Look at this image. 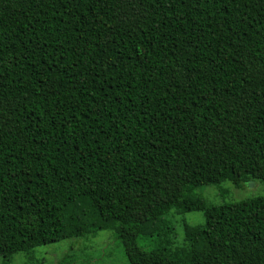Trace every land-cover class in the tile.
I'll return each mask as SVG.
<instances>
[{
	"label": "trees",
	"instance_id": "16d2710c",
	"mask_svg": "<svg viewBox=\"0 0 264 264\" xmlns=\"http://www.w3.org/2000/svg\"><path fill=\"white\" fill-rule=\"evenodd\" d=\"M255 179L264 0H0L3 264L106 229L130 264H264V194L222 248L176 218Z\"/></svg>",
	"mask_w": 264,
	"mask_h": 264
},
{
	"label": "rangeland",
	"instance_id": "374dc122",
	"mask_svg": "<svg viewBox=\"0 0 264 264\" xmlns=\"http://www.w3.org/2000/svg\"><path fill=\"white\" fill-rule=\"evenodd\" d=\"M196 193L206 201V209L177 214L176 218L181 222L180 225L185 221L205 224L212 243L216 248H222L220 246L228 239H237L242 223L254 228V222L249 219L254 213V197L264 194V183L255 179L241 188L231 182H224L222 186L203 185ZM180 225L177 227L180 228ZM246 233H249L246 234L248 238L250 232ZM114 235V230L106 229L83 238L72 237L41 245L28 253H18L9 264H55L65 255L71 254L78 258L75 264H130L121 242ZM87 257L89 260H86ZM2 259L0 257V264H3ZM204 259L198 257L197 264Z\"/></svg>",
	"mask_w": 264,
	"mask_h": 264
}]
</instances>
